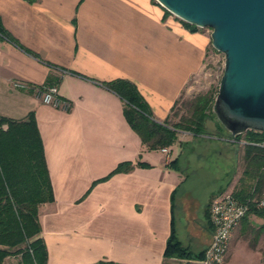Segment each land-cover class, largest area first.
Segmentation results:
<instances>
[{
	"label": "crops",
	"instance_id": "crops-1",
	"mask_svg": "<svg viewBox=\"0 0 264 264\" xmlns=\"http://www.w3.org/2000/svg\"><path fill=\"white\" fill-rule=\"evenodd\" d=\"M166 10L157 0H0V116L35 113L55 198L39 210L48 264H201L165 257L173 218L179 239V224L188 233L181 242L198 253L212 241V200L240 188L243 157L233 169L224 162L220 187L198 215L196 196L178 198L193 164L184 149L176 157L172 146L148 150L105 84L134 83L162 123L190 82L205 75L208 36ZM51 85L71 110L42 102L39 89ZM181 135L176 143L190 142ZM177 157L180 170L168 167ZM122 162L134 168L93 186ZM257 232L249 249L263 258L264 218L253 214L234 232L231 259Z\"/></svg>",
	"mask_w": 264,
	"mask_h": 264
},
{
	"label": "trees",
	"instance_id": "trees-1",
	"mask_svg": "<svg viewBox=\"0 0 264 264\" xmlns=\"http://www.w3.org/2000/svg\"><path fill=\"white\" fill-rule=\"evenodd\" d=\"M166 12L170 15L168 10ZM182 22L192 31L199 30L196 25ZM0 32L5 34L1 28ZM105 84L123 100L126 120L140 136L148 150H162L171 147L178 142V133L181 131L191 133L195 139L207 136L212 139L208 122L217 117L214 105L219 90L210 89L207 93L187 101L190 114L177 119L173 114L185 94L183 93L172 108L170 117L161 123L153 118L149 104L134 83L118 79ZM45 87L49 86L41 87L40 90H44ZM216 126L218 139L225 137L226 135L222 133L223 129L229 130L220 120ZM243 135L248 142L243 155L245 169L240 180V188L233 195L242 202L250 203V209L244 220L253 214L264 218V212L256 205L264 196V147L252 144L264 143V132L249 130L237 135L234 143L239 142ZM227 137L231 142L233 138L230 131ZM188 144L189 142H181L180 146L185 150ZM179 163L180 157H177L168 164V167L180 170ZM137 165L150 167L149 164L143 162H138ZM133 168L132 162H122L106 177L96 181L93 186L107 181L117 173L128 172ZM222 194L224 193L221 192L217 196ZM54 200L44 144L35 113H30L25 120L0 116V264H5L8 258L16 256L21 257L19 264H48L49 254L42 237L39 210L42 204ZM207 218L213 228L209 213ZM260 236L257 232L255 239L258 240ZM206 249L195 253L185 246L178 237L173 218L165 257L204 260Z\"/></svg>",
	"mask_w": 264,
	"mask_h": 264
},
{
	"label": "water",
	"instance_id": "water-1",
	"mask_svg": "<svg viewBox=\"0 0 264 264\" xmlns=\"http://www.w3.org/2000/svg\"><path fill=\"white\" fill-rule=\"evenodd\" d=\"M182 21L213 29L225 54L214 111L232 137L264 132V0H157Z\"/></svg>",
	"mask_w": 264,
	"mask_h": 264
},
{
	"label": "rangeland",
	"instance_id": "rangeland-1",
	"mask_svg": "<svg viewBox=\"0 0 264 264\" xmlns=\"http://www.w3.org/2000/svg\"><path fill=\"white\" fill-rule=\"evenodd\" d=\"M170 15L182 21L171 12ZM199 30L205 33L209 38V51L211 55L210 62L208 63L205 75L197 76L190 82L188 91H186L184 96L181 98L173 114L174 118L177 119L181 116L183 117L190 114V108L186 104L187 101L200 94L207 93L210 89L219 90L221 79L225 71V54L216 50L212 44L213 29L210 27H199ZM218 121L219 119L216 117L214 120L208 122L209 132L210 135H212L210 137H212V139H210L209 136L195 139L191 133L181 131V134L185 137V139H191L184 150V159L185 161H189V163L193 164L188 169L189 179L181 188L178 198H180L184 193L190 192L196 196L200 202L198 207V215L200 216L205 209V204L210 194L212 192H216L220 187V182L223 180V169L225 168L224 162L226 163V166L230 165L232 169L233 167L238 166L239 159L243 157L242 155L246 145L244 135L241 137L239 142L234 143V140L230 142L229 137H227L229 131L225 129H223L222 133L226 136L218 139L216 136L218 134V129L216 128V123ZM172 147L174 148V156H178V153L180 152V145L178 143H174ZM225 170L228 173V168ZM179 214L180 212L178 210V218H180ZM187 235L188 233L185 232L179 224V236L184 244H187ZM232 241L233 237L231 242ZM231 242L226 259L221 264H264V259L262 258L261 253L259 251L249 249L254 246L255 236H253V234H249L248 245L244 243L238 244L232 259L230 252ZM208 246H206V248ZM14 258L21 260L20 256H16ZM174 264L189 263L177 261L174 262Z\"/></svg>",
	"mask_w": 264,
	"mask_h": 264
},
{
	"label": "built area",
	"instance_id": "built-area-1",
	"mask_svg": "<svg viewBox=\"0 0 264 264\" xmlns=\"http://www.w3.org/2000/svg\"><path fill=\"white\" fill-rule=\"evenodd\" d=\"M39 97L46 105L63 110L72 108L70 101L60 97L56 85L45 87L44 90L39 89ZM232 140H235V138ZM245 144H248V142L245 141ZM252 144L264 147V143ZM162 151L169 153L168 148H164ZM256 205L259 210L264 212V196ZM249 209L250 203L240 201L233 193H224L213 200L211 204V221L214 232L201 264H221L225 261L234 232L241 225Z\"/></svg>",
	"mask_w": 264,
	"mask_h": 264
}]
</instances>
